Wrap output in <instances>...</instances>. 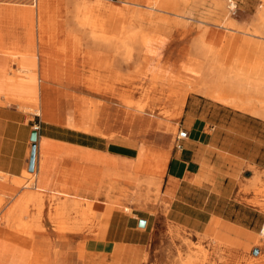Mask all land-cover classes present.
Listing matches in <instances>:
<instances>
[{"label":"crops","instance_id":"obj_1","mask_svg":"<svg viewBox=\"0 0 264 264\" xmlns=\"http://www.w3.org/2000/svg\"><path fill=\"white\" fill-rule=\"evenodd\" d=\"M57 1L58 13L61 0ZM177 2L179 0H158L156 10L179 11ZM239 11L242 17L239 22L246 25L247 17L255 16L257 8L240 7ZM56 27L50 42L39 48L36 40L28 41L15 33L8 35L6 27L0 26V69L7 68L11 62L1 50L25 55L36 50V68L31 74L37 81L29 84H37L39 102L36 112L28 105L25 108L7 102L6 98L20 101L26 95L17 82L22 72H15L7 82H4L6 73L0 75V189L16 192L17 198L41 193L40 205L45 212L55 202H62L63 207L70 210L73 201L103 204L105 199L117 198L119 185L123 184L117 181L119 171L128 172V175L132 171L142 177L146 198L149 187L159 183L158 206L124 200L132 209L130 214L112 212L106 205L103 211L98 210L103 214L101 236L90 238L94 248L88 249L86 244V252L80 249L77 259L81 264H87L89 255L111 256V260L118 255L122 258L140 256L150 243L158 221L163 222L164 228L171 226L192 235H203L219 224L251 237L245 232L249 226L244 221L249 220L251 225L257 211L250 203L252 197L240 193L249 184L241 181L240 176L249 177L246 180L250 181L253 170L264 169V118L222 103L210 97L205 91L207 88H203L185 93L175 121L133 113L115 105L100 110L93 106V110L88 107L89 118L86 119L90 128L83 129L78 124L74 104L58 97L57 92L70 96L81 93L89 75L81 73L82 57L60 60V63L54 60L53 56L58 57L62 50L54 51ZM260 27L264 29V23ZM259 57L264 59V56ZM15 62L27 64L22 62V57L15 58ZM93 62L101 74L107 73L111 64L109 61ZM12 69L17 70L16 64ZM24 80L29 82L30 79ZM34 131L37 133L34 168L29 172ZM180 131H184L186 137L177 138ZM149 146L162 150L167 157L160 177L138 173L129 167L140 149ZM104 176L112 177L109 184ZM30 179L32 187H14L15 183ZM32 205L30 208L34 212L30 214L29 211L26 220L30 218L28 221L35 223L38 215ZM44 212L40 223L52 226V214ZM2 213L0 209V218ZM62 221L67 222V218L63 217ZM140 221H144V227H139ZM76 233L60 234L52 229L42 238L48 243L51 239H67ZM78 235V239H86ZM0 242V264H18L15 260L9 261V256L15 253L13 245L1 239ZM65 254L52 246L49 264H71L69 253ZM244 264H264V260Z\"/></svg>","mask_w":264,"mask_h":264},{"label":"rangeland","instance_id":"obj_2","mask_svg":"<svg viewBox=\"0 0 264 264\" xmlns=\"http://www.w3.org/2000/svg\"><path fill=\"white\" fill-rule=\"evenodd\" d=\"M31 1L32 3L34 2V0ZM120 1L122 0H105L104 2L108 4H116ZM128 1L133 3L131 0ZM193 1L194 0H179V2H177V5H179V11L176 12L174 10L170 11V13L164 12L165 14L154 12L156 16L166 18L168 23L161 26L157 35L149 36L147 46L144 50L143 44L138 38L136 40L133 39L130 42L127 41L125 43L113 44L111 46L94 43L90 38L88 39L84 35V33H86L85 30L77 31L71 29L70 26L65 25L64 21L61 19L57 20L55 27L56 25L59 26L56 27L57 41L55 45L56 49H54V51L57 52L59 49L62 50L59 51L60 53L58 54V57L53 56V58L60 63V60L63 61L69 60L73 57H82L84 59L82 62L84 66L81 69V73L87 72L89 75L88 81L99 82V85L104 82L103 74H101L97 66L93 65L91 62L94 61L97 64L102 61H109L113 64L115 69L114 76L112 75L114 77V84H111V86L113 85L118 90L126 92L134 102L153 104L156 114L165 113L168 110H172V102L170 104L169 102L172 101L173 97L178 93L185 94L187 91L201 90L207 87V85H204V77H206L204 74L206 73L201 75L193 73L187 62L188 60L185 57L186 52L190 53L191 41L193 37L200 33L199 30L206 31L204 42L214 46L216 51H220H218V54H220L218 56L221 58L223 56L222 63H225V65H229L228 62L232 59L234 53L240 48L242 50V52H240V54H242L241 57L246 61H251L256 56H264V29L260 27L261 24L264 23V0ZM146 2H148V0H146ZM219 2L221 5L218 4ZM157 3L158 0L154 4L155 9ZM230 4H233V7L229 6ZM142 5H144V3H142ZM19 7L22 6H18L13 2H7L6 0H0V26L6 27L8 35L15 33L19 36L23 35L24 37L26 34L25 38H27L29 32L33 33V41H35L37 37L35 29L21 26L20 22H22V16L23 14L26 15L27 11H23L22 8ZM240 7L257 8L255 16L247 17L248 23L246 25H241L239 22L242 18L239 11ZM33 8L34 4L32 6V9ZM172 21H179L180 24H173ZM120 26L121 23L116 22V28L113 30L118 31ZM113 30L112 28H107L96 30V32L110 33ZM162 43H169L175 48V52L172 56L170 54V48L168 51L159 53L160 44ZM240 45L242 47H240ZM150 48H152L153 51L152 49L150 50ZM1 51L2 54L6 55L9 58V61H11L7 64V68H5L7 71L10 70V72H7L5 75L6 82L10 80L15 72H22L17 82L25 86L34 85L37 89L36 83L29 84L31 83L30 81H37V78L31 74L33 70H30L25 65H20L15 62V58L18 57H22L23 60L26 56L25 53L12 52L8 49ZM128 51L129 55H126V52ZM143 51L145 54L147 53V58H145ZM51 52L53 53V51ZM13 64H16L17 66L16 71L12 69ZM175 64L177 66L173 73V80L175 83L169 84L168 82L162 81L160 78V72L163 71L166 66H174ZM246 70L247 69L244 70V74L247 73ZM98 73H100V75L97 76ZM26 77L30 79L29 82L24 80ZM206 79L211 82L215 77L209 76L206 77ZM239 90L233 91L230 88H225L223 91L227 94H232L236 100L241 98L249 102L259 98V102H261V104L264 103V95L258 94V91L256 92L250 87H243ZM6 100L7 102H15L21 107L24 106L22 105L23 102H21V100H24L28 102L27 105H33L32 110L34 112L38 109V107H36V110H34L37 102L36 100H32L30 96H22L20 101L8 98H6ZM218 101L226 103L222 100ZM113 104L114 103L110 100H104L99 105L97 98L92 97L91 103L88 107L90 110H93V106H96L97 109L100 110L101 107H109ZM226 104L236 108L228 103ZM143 113L150 115L149 111H144ZM177 118L170 121H175ZM176 134L177 129L174 131V136ZM256 175L259 176V181L256 185H251V182ZM111 178V176H104V179H108V184ZM246 178L249 177H245L244 175L240 176L241 181L249 183L242 188L240 193L252 197L250 203L257 211V216H254L251 225L249 224V220L244 221V224L249 226V229H246L245 232L251 237L232 232L225 228L224 225L219 224L213 225L212 228L203 235H192L185 233L184 231L174 230L171 226L164 228L163 222L158 221L155 224L150 243L142 250L140 256L122 258L121 255H118V257L114 256L112 260L111 256H98L97 259L99 261L96 264H183L184 262V264H244L264 260V238L260 233L261 227L264 224V169L259 172L253 170L250 181L246 180ZM113 180H116V178H113ZM117 181L127 184V186L120 184V191L117 194L118 197L105 199L103 201V208L108 206L112 209V212L122 211L130 214L132 209L124 203V200L134 201L133 203L136 204L141 201L156 206L160 204L159 183L156 186L151 185L149 187V197L146 198L143 196L142 177L139 175L134 174L132 171L129 175L128 172L119 171ZM32 185L33 180L30 179L28 182L24 180L19 181L14 184V187L21 188L25 186L29 188L32 187ZM107 187H109V185ZM145 190H147V188H145ZM16 194L17 193L13 191L6 192L0 189V209L3 210L0 218V228L2 229L0 230H5L7 228L6 218L15 215V213L10 211L22 200V196L17 198ZM16 198L17 200H15ZM82 202L88 203V201ZM59 203L60 202H55V205L46 208L45 212L43 211L44 214L49 215L50 213L52 214L55 212ZM112 204H114L115 207L112 206ZM125 208H128L129 210L126 211L124 210ZM28 212L30 214L33 213V208H29L26 212L16 215L17 217H15L13 221V223L15 221L16 223H19V221L22 223L24 221V224L31 227V231L21 234V236H24L23 238H25L24 245H22L21 239L14 241L5 235V238H2L5 242L15 244L13 247L16 251L13 250L15 253L9 256L10 262L11 260H15L18 264H49V253L53 246L61 252H66V254L69 253L71 259L69 262L71 264H81V261L77 259L80 249L84 250L86 244L88 249L94 248V242H92L90 238H95L97 236L98 225L93 214H67V224L78 225L81 228V231L76 234H71L67 239H51L50 242L52 246L49 245L50 247H44L46 244L45 239L42 237L47 235L49 230L54 229L53 224L51 226L49 224L31 223L28 221L30 218H27L28 220H26ZM111 215L106 221V226L108 225V220H110ZM101 220L102 218L99 220L100 224ZM35 224L41 225V228L38 229L39 231L41 230L40 232L37 230ZM30 227L28 229H30ZM78 234L86 236V239H78V236H80ZM28 238L30 240L32 239L30 243L28 242L29 240H27ZM34 238H36V240ZM96 238L99 239L100 235ZM33 243H37L38 245H33ZM36 250L39 252L36 254L39 258L36 257L35 260L34 255L37 253ZM43 250L45 251L43 252ZM180 260L182 261L181 263Z\"/></svg>","mask_w":264,"mask_h":264},{"label":"bare ground","instance_id":"obj_3","mask_svg":"<svg viewBox=\"0 0 264 264\" xmlns=\"http://www.w3.org/2000/svg\"><path fill=\"white\" fill-rule=\"evenodd\" d=\"M6 1L16 3L18 6H22L19 8H22L23 11H27L26 15L22 13V22L20 23L22 27H30L31 29H35V32L37 33L36 41L39 48L42 45L50 42L52 35L55 31L56 21L58 19L64 21V24L70 26L71 29H75L77 31L85 30L86 33H84V35L88 39L90 38L91 41H93L94 43L102 44L105 46H111L113 44L116 45L119 43H125L127 41L130 42L133 39L136 40L138 38L143 44V50L147 46L149 36L157 35L160 31L161 26H164L168 23V20L166 18L158 17L154 14V12L164 13L154 8V4L157 0H148V2H146V0H131L133 3H130L128 0H122L120 2H117L116 4L105 3V0H61V10L58 13L56 12V6L58 2L57 0H34L33 3L31 0ZM195 1L196 0H194L193 2ZM142 3H144V5H142ZM33 4L34 8L32 9ZM218 4L221 5L220 2ZM229 6L233 7V4H230ZM116 22L121 23V26L119 27L118 31L113 30L114 28H116ZM172 23L180 24L179 21H172ZM107 28H112L113 31H111L110 33L96 32V30H103ZM199 31L200 33L197 36L193 37L191 41L190 53L186 52L185 57L187 58V62L190 65L193 73H196L197 75L206 73L204 74L206 77H215V79L211 82L208 81L206 77H204V85H207L206 93L214 99L222 100L240 110H244L264 118V103L261 104V102H259V98L255 97L256 99L249 102L241 98L236 100L235 97L232 96V94H227L223 91L225 88H230L234 91L242 89L243 87H250L256 92L258 91V94L264 95V59L260 58L259 56H256L255 58H253V60L246 61L243 57H241L242 54H240V52H242V50L240 48L234 53L232 59L228 62L229 65H225V63H222L223 56L222 58L218 56L220 55L218 54L220 51H216V48L214 46L204 42L206 31ZM27 40H33V33L29 32L27 34ZM169 48L171 49V53H169L172 56V54H174L175 52V48L169 43L160 44L159 53L163 51H168ZM151 49L152 48H150V50ZM35 52L36 50L28 51V55H26L22 60V62L24 61L25 63H27L23 65L28 67L30 70H35L36 68ZM143 54L145 58H147V53L145 54V52L143 51ZM126 55H129V51L126 52ZM176 68V64L174 66H166L164 70L161 67V69L163 70L160 72L161 80L168 82L169 84L175 83L173 80V73ZM245 69H247V73L244 74ZM114 71V66L111 63L107 73L103 74L104 82L101 83V85H99V82L88 81L87 83H84L83 90L79 94L70 96L63 94L61 91L57 92L58 97L64 100L71 101L74 104V107L78 112V124H80L81 128L88 130L90 128V125L88 124L86 119L88 117V105L91 103L92 97L97 98L99 105L104 100H110L118 107H122L130 112L140 114L144 111H149L151 116L161 118L167 121L178 117L180 109L184 103L186 94L178 93L173 97V100L169 102V104L172 102V110H168L162 114H156V110L153 104L134 102L131 99L130 95H127L126 92L118 90L113 85L111 86V84H114ZM7 72H10V70L7 71L5 70V68L0 69V75ZM98 75L100 74L98 73L97 76ZM4 82H6V80H4ZM20 85L26 92V95L24 96H30L32 100H36L37 104L34 107V110H36V107H38L39 103L37 101L38 91L36 87L34 85ZM21 102H23L22 105H24L25 107L28 104V102L24 100H21ZM32 106L28 105L29 109H32ZM137 156L138 157L132 163L129 164V167H132L138 173L160 177L162 168L167 160V157L164 155L162 150L153 147L150 148V146L142 147ZM258 181L259 176H254L251 185H256ZM42 197L43 195L38 192L26 197L22 196V200L20 201V203L13 208L14 210L12 209L10 211L12 213H15V215L6 218L7 228L5 230H0L1 240L2 238H5V235L6 237L13 239L14 241L21 239L22 245H24L25 238H23L24 236L22 237L21 234L28 233V231H31V227L29 225L27 226L26 224H24V221L22 223H20V221L19 223H16V221L13 223L14 218L17 217L16 215H20V213L26 212L27 209L30 208V205L33 204L36 214L38 215V218L36 217L38 221L36 222L40 223L43 220L44 211V208L40 205L42 203ZM100 209L103 210V204L73 201V206L69 210L68 208L63 207L62 202H60L57 208L55 209V212L52 213L51 217L54 232L66 234L81 231V228L78 225H68L67 222L61 220L63 219V217H66V215L70 212L71 214L77 213L80 215H85L84 213H87L90 215L93 214L95 216V220H97L98 225L97 236H99L101 234V224L99 220L103 216L102 211L98 212V210ZM124 210L128 211L129 209L127 208ZM29 227L30 229H28ZM36 228L38 230L39 228H41V225H36ZM260 233L262 236L263 233ZM34 239L36 240V238ZM27 240H29L28 242L30 243L32 239L30 240L28 238ZM9 244L15 245L13 243ZM36 244L33 243V245ZM45 244L46 245H44V247L49 245L51 246V242H45ZM44 251L45 250H43V252ZM38 253L39 252L37 251L35 255L33 254L35 256V260L36 257H38L36 255ZM97 258L98 255H89L86 259L87 264H96L99 261ZM181 262L182 261L180 260V263Z\"/></svg>","mask_w":264,"mask_h":264},{"label":"water","instance_id":"obj_4","mask_svg":"<svg viewBox=\"0 0 264 264\" xmlns=\"http://www.w3.org/2000/svg\"><path fill=\"white\" fill-rule=\"evenodd\" d=\"M36 138H37V133L34 131L31 134V142H32V147H31V153H30V160H29V167L28 170L29 172H33L34 168V159H35V148H36ZM139 227H144V221L139 222Z\"/></svg>","mask_w":264,"mask_h":264},{"label":"built area","instance_id":"obj_5","mask_svg":"<svg viewBox=\"0 0 264 264\" xmlns=\"http://www.w3.org/2000/svg\"><path fill=\"white\" fill-rule=\"evenodd\" d=\"M111 1H115V0H111ZM184 137H186V133L184 131L178 132L177 138L182 139ZM260 232L263 233L262 237L264 238V224L262 225Z\"/></svg>","mask_w":264,"mask_h":264}]
</instances>
